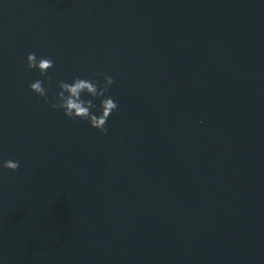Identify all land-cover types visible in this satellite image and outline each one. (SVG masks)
<instances>
[{"label": "water", "instance_id": "water-1", "mask_svg": "<svg viewBox=\"0 0 264 264\" xmlns=\"http://www.w3.org/2000/svg\"><path fill=\"white\" fill-rule=\"evenodd\" d=\"M0 264H264V0H0Z\"/></svg>", "mask_w": 264, "mask_h": 264}, {"label": "clouds", "instance_id": "clouds-1", "mask_svg": "<svg viewBox=\"0 0 264 264\" xmlns=\"http://www.w3.org/2000/svg\"><path fill=\"white\" fill-rule=\"evenodd\" d=\"M26 66L28 70H38L41 77H47V73L54 68V61L50 57L38 58L35 52L27 55ZM98 77L103 76V84L97 80L76 78L72 83L63 80L58 82L59 91L55 95V103L50 106L53 110H62L65 117L71 120L88 121L90 127L103 135H107V121L111 114L118 110V104L108 96L109 88L114 84V78L103 73H97ZM43 80L37 79L29 85V90L38 98L43 99L45 104L49 103L47 98L48 89L43 86ZM91 99L84 100L82 95ZM99 100L100 115L94 114L97 105L93 102ZM19 161H4L3 169L9 172H16L19 169Z\"/></svg>", "mask_w": 264, "mask_h": 264}]
</instances>
